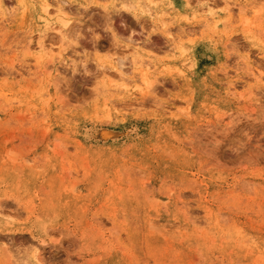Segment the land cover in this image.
<instances>
[{"label":"rangeland","instance_id":"obj_1","mask_svg":"<svg viewBox=\"0 0 264 264\" xmlns=\"http://www.w3.org/2000/svg\"><path fill=\"white\" fill-rule=\"evenodd\" d=\"M57 1L0 0V264H264V0Z\"/></svg>","mask_w":264,"mask_h":264},{"label":"bare ground","instance_id":"obj_2","mask_svg":"<svg viewBox=\"0 0 264 264\" xmlns=\"http://www.w3.org/2000/svg\"><path fill=\"white\" fill-rule=\"evenodd\" d=\"M107 0H104V2H106ZM130 1V0H129ZM189 0H187V2H188ZM19 2V1H18ZM45 3H46V7H44V9H45V17H44V21H45V23L47 24V26L49 25V23H51V21H52V19L50 18L52 15H51V13L53 12L51 9H53V8H51L52 6H51V4H50V2H49V0H45ZM57 3L59 4L58 5V7H57V11L59 12V14H62V15H64L63 14V12H64V4H66L67 2L65 1V0H58L57 1ZM133 4V5H132ZM151 4H154V2H151ZM130 8L131 9H137V10H139L141 13H143V14H148V13H150V11L151 10H153V8H152V6L150 5V6H148V5H144V3L142 2V0H131V3H130ZM211 7V6H210ZM209 6L207 7V9H213V8H210ZM130 8H128V10L130 9ZM241 8H242V6H241ZM56 11V12H57ZM154 12H155V10H153ZM152 11V12H153ZM242 11V10H241ZM138 12V11H137ZM244 12V11H243ZM208 13H209V15L210 16H212L213 18H215V12L214 11H212V10H209L208 11ZM232 16V15H231ZM234 18L233 17H229L228 18V20H229V23H232L234 20H233ZM57 21L58 22H60L61 23V25L63 26V28H67V27H69V21H67V20H65L64 19V16H59L58 17V19H57ZM53 47H55V46H52V47H50V48H47L46 47V45H41L40 46V48H41V50L44 52L43 54H44V56L45 57H47V58H50V59H52L53 57H54V53H55V51H54V49L55 48H53ZM39 48V49H40ZM184 51V50H183ZM57 59V58H56ZM55 59V60H56ZM44 66V65H43ZM150 66H152V63L150 64L149 63V65H146L145 67L146 68H148V69H146V70H144L142 67H140L139 69H137L136 70V72L137 73H135L134 74V76L131 78V81L132 82H137V78H138V76L140 77L141 76V78H143V81H144V83H147L148 82V76H149V68H150ZM47 68V67H46ZM113 69H115L118 73L120 72V69H117V67L114 65L113 66ZM121 69H122V67H121ZM43 70H45V69H43ZM47 71V70H46ZM120 75L122 76L123 74H122V72H120ZM124 76V75H123ZM259 76V75H258ZM144 77H146V78H144ZM259 78H262V76L260 75L259 76ZM121 80H124V78H122L121 77ZM142 81V82H143ZM138 82H139V80H138ZM148 84V83H147ZM125 86H126V84L124 85L123 84V88H125ZM116 86H112V88H115ZM116 90H122L121 89V87H117V88H115Z\"/></svg>","mask_w":264,"mask_h":264}]
</instances>
